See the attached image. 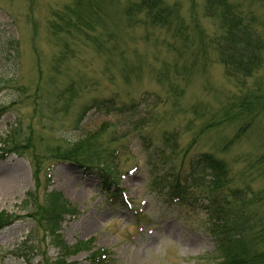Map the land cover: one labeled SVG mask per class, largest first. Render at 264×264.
<instances>
[{"label": "rangeland", "instance_id": "374dc122", "mask_svg": "<svg viewBox=\"0 0 264 264\" xmlns=\"http://www.w3.org/2000/svg\"><path fill=\"white\" fill-rule=\"evenodd\" d=\"M133 1L0 0V107L9 108L0 116V138L9 135L8 139L11 137L13 144L22 148L19 153L21 157L10 156L6 161H0V224L6 216H11L12 220L16 219L10 228L0 232V264H41L45 259L51 261L57 256L58 248L45 237L43 241L41 228L35 220L24 217L27 212L21 208L29 191H33L38 204H44L45 190L60 193L61 199L64 198L76 208V216L66 217L59 233L68 248L74 245L79 247L84 240L93 238L96 248L114 249L116 264H202L195 256L204 250L208 251L207 241L195 236L198 242L191 241L193 237L188 240V237L184 236L186 234H181L176 226L164 225V222L170 219L160 221L158 218V215L165 218L173 213L165 210L163 200L149 182L139 143L134 136L140 129L133 131L135 123L130 125L132 115L100 109L92 111L90 116L83 120V117H80L81 108L108 97H117L116 103L120 105L133 103L134 99L145 92L148 97L166 95L169 102L157 110L161 116L164 113L166 115L156 126L154 142H161L164 133H173L178 126V145L181 150L190 144L195 134L203 133L196 148L190 152L188 160L190 156L194 157L205 151L211 152L213 145H218L228 138L246 119L236 117L239 121L224 127L227 130L206 132L201 131L203 124L198 118L187 114V108L201 104V107H207L210 111H217L223 104L221 102L229 96L236 102L246 95L247 101H263L264 77L252 76L241 93L235 88L236 83L233 80L230 81L231 85L228 84L224 75V64L218 61V64L214 63L209 74L194 72L199 73L195 74L193 84L187 87L186 94L176 101L177 107L173 112V99L167 92L168 82L160 83L156 73L166 61L173 62L178 55L172 49L163 53L166 50L164 46H161L160 50L157 46L147 50L140 41L144 38V31L124 27L122 20L120 27V8L122 10ZM204 1L168 0L170 9L175 3H181L179 17L175 14L174 18L178 21L176 24L179 28L185 29L177 44L183 42L184 38L198 39L195 30L198 27L210 35L215 31L216 19L203 14L204 10L212 7V3L204 5ZM233 1L240 4L244 11L257 16L259 21H264V0ZM195 12L198 15L196 18ZM222 12V9L218 8L217 14L221 15ZM77 21L85 23L80 32ZM93 21L100 23L101 28L89 32ZM58 28L64 29L63 34ZM163 33L165 35V32ZM69 34H74L72 36L78 43L72 45V48H75L74 59L65 57L60 63L58 61L62 59L60 51L63 40L73 38L69 37ZM104 34L105 40L116 37V43L118 41L119 50L123 54L122 64L116 60L115 63L107 65L105 58L94 51V41L91 37H102ZM158 40H162V37ZM169 43L176 46L175 41L170 40ZM196 49L197 44L189 51ZM60 64L62 69L56 74ZM125 64L128 65L127 70L123 69L127 66ZM112 72L116 77L111 78ZM126 75L136 78V82L130 84L133 79L128 81ZM72 81H75L73 87L70 86ZM70 89L73 90L72 94L68 93ZM242 94L244 96H241ZM137 112L138 116L145 115L151 123L143 108ZM169 112L172 114H168ZM188 122L191 129L188 128L185 132ZM100 126L106 128L100 135L101 139L109 140L112 137L114 142L117 140L118 137L113 136V126L116 127L117 136L123 137L117 144L110 142V150L114 146L124 147L128 142L131 144L128 149L133 159H121V149L119 167L121 165V171L125 172L137 164L138 170L130 179L121 180L120 184L130 194L136 207L140 205V201H146V206L142 207L143 215L147 219L152 218V223H158L161 227H154L153 235L138 234L130 240L129 236L136 231L132 225L133 215L120 208H109L105 196L99 192L98 179L90 173L85 177L87 170L84 171L73 163L54 168L50 184L47 185L46 174L50 170L48 167L58 161V155H64L81 137L97 131ZM249 127L251 130L246 137L240 144L230 148L228 155L247 158L261 155L259 146L261 142L264 143V116ZM8 139L5 145L4 141L1 142L0 148L2 145L10 148L9 144L7 146ZM179 163L180 161L174 164ZM33 165L39 168L33 171ZM244 166L238 163L230 168L233 173H243ZM177 168L183 170L187 166L179 164ZM4 179L8 182L6 188L2 184ZM263 184V180H256L251 186L253 189L263 190ZM240 185L239 182L236 186ZM55 203L62 204L57 200ZM16 249L17 256L21 255L19 250L24 249L28 258L15 257ZM86 256L88 253L79 252L72 261L83 263Z\"/></svg>", "mask_w": 264, "mask_h": 264}, {"label": "trees", "instance_id": "16d2710c", "mask_svg": "<svg viewBox=\"0 0 264 264\" xmlns=\"http://www.w3.org/2000/svg\"><path fill=\"white\" fill-rule=\"evenodd\" d=\"M161 1L160 0H146L143 4H141V10L142 16H145L146 18H152L155 14L157 15L158 13V7L160 6ZM218 7V6H217ZM214 14H217L215 10H213ZM168 11L165 10V15H169ZM171 17V15H169ZM243 17V15L241 14ZM160 21L162 20V14H158L156 16ZM169 17V18H170ZM150 19L146 20V25L149 24ZM228 21V20H227ZM233 21H240V17L237 15H234ZM253 21V19L249 18L248 21L242 19V23L237 27L233 23H222L220 30H218L221 34L215 33L216 36L209 38V44L213 48V50H217V53L219 55V58L221 62L224 64L225 68L228 70L229 67H236V68H241L240 71L250 73L253 70V63L248 64L249 62H243L246 60L245 57H248V60L251 59L250 57L253 56L251 54L250 49L256 48L258 45H256V42L259 41L258 38L256 37L255 30L253 31L252 25L250 22ZM77 24L81 23L79 21L76 22ZM85 26V23H82ZM173 25V23H172ZM78 30L81 29V27L78 25ZM95 28V27H94ZM90 30L92 29L91 27L89 28ZM253 31V32H252ZM206 38V37H205ZM204 38V40H205ZM203 41V39H202ZM188 46L190 47L189 42L188 43H183L182 47L185 49ZM206 47V45H205ZM255 58V54L254 57ZM242 106L239 111L241 112V115L248 114L251 109L253 108L252 105L248 104V101H242V103L239 105ZM254 112L250 116H254ZM227 117V116H226ZM250 118V117H249ZM263 166V165H262ZM264 170V166H263ZM44 213L41 212V215H44L46 217V222L49 224L52 222V213L51 211H47V207H44ZM39 211V210H38ZM6 218H4L5 220ZM1 220V221H4ZM47 230L52 234L53 230L52 227H48ZM261 233H264V230L261 231ZM52 264H62L61 261H55Z\"/></svg>", "mask_w": 264, "mask_h": 264}, {"label": "bare ground", "instance_id": "6f19581e", "mask_svg": "<svg viewBox=\"0 0 264 264\" xmlns=\"http://www.w3.org/2000/svg\"><path fill=\"white\" fill-rule=\"evenodd\" d=\"M4 182H2V184L5 186V188H6V186L8 185V182H6V180L4 179L3 180Z\"/></svg>", "mask_w": 264, "mask_h": 264}]
</instances>
